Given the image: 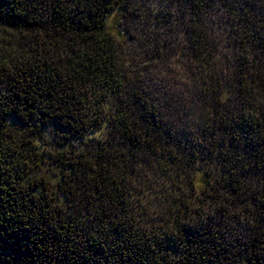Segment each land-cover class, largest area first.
Instances as JSON below:
<instances>
[{
    "label": "trees",
    "instance_id": "16d2710c",
    "mask_svg": "<svg viewBox=\"0 0 264 264\" xmlns=\"http://www.w3.org/2000/svg\"><path fill=\"white\" fill-rule=\"evenodd\" d=\"M118 1L0 0V264H264V6L245 4L234 22L244 30L235 27L238 74L216 100L220 121H235L224 102L235 89V123L250 149L231 150L232 168L219 173L224 193L255 213L257 228L237 250L208 222L191 220L167 241L135 221L126 198L133 158L153 145L144 104L106 99L123 90ZM200 54L210 72L212 55ZM211 177L200 171L195 187L214 190Z\"/></svg>",
    "mask_w": 264,
    "mask_h": 264
},
{
    "label": "rangeland",
    "instance_id": "374dc122",
    "mask_svg": "<svg viewBox=\"0 0 264 264\" xmlns=\"http://www.w3.org/2000/svg\"><path fill=\"white\" fill-rule=\"evenodd\" d=\"M118 2L124 4L119 20L123 36L119 40L115 37L114 42L123 90L119 97L106 99L112 105L125 102L129 110L135 109L134 103L144 104L147 111L140 110L148 123L143 126L153 145L152 149L139 147L134 151L126 198L133 206L135 221L149 235L167 241L179 237L191 220L208 222L210 229L226 236L228 248L239 250V241L257 228L255 213L249 202L244 205L224 193L219 173L232 168L227 162L234 159L231 150L245 157V150L250 149L243 144L235 123L239 120L234 111L236 102L231 103L235 89L232 87L229 100L224 101L235 121L225 125L220 121L223 112L217 111L216 100L221 87L229 91L238 74L240 46L235 43V37L239 38L235 27L244 30L234 22L245 4L262 7L264 0ZM193 9L201 13L195 14ZM111 17L107 24L115 34ZM202 49L212 55L206 57L212 66L210 72L200 60L204 58ZM227 104L231 106L227 108ZM53 140L45 139V143L56 147L58 141ZM45 150L52 148L46 145ZM200 171L212 174L214 190L195 187ZM252 174L253 180L260 176Z\"/></svg>",
    "mask_w": 264,
    "mask_h": 264
}]
</instances>
